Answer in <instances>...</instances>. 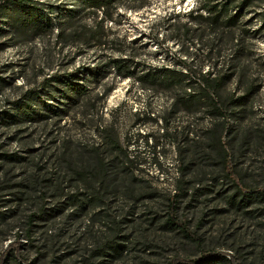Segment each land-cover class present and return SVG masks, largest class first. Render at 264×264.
Instances as JSON below:
<instances>
[{
  "label": "rangeland",
  "instance_id": "obj_1",
  "mask_svg": "<svg viewBox=\"0 0 264 264\" xmlns=\"http://www.w3.org/2000/svg\"><path fill=\"white\" fill-rule=\"evenodd\" d=\"M202 1L127 0L108 14H81L77 37L61 36L59 29L15 45L0 37V78L6 79L0 91V154L21 156L6 163V168H14L15 179L0 188V215L5 216L0 218V255L12 256L17 247L14 240L19 238L25 244L19 247L20 253L28 264H172L176 259L199 262L210 253H215L214 260L204 264H264V202L232 204L237 187L264 192V32L245 37L244 62L251 65L249 78L260 90L233 122L242 132L241 141L230 150L237 167V187L216 159L194 147L193 140L199 137L196 131L210 121L175 111L166 126L161 121L144 124L141 114L164 115L171 97L164 91L143 88L132 78H121L113 63L134 58L146 65L169 64L172 54L184 55V43L192 46V56L200 48L196 59L190 60L192 65L218 71L223 65L220 60L226 58L224 71L234 70L230 46L208 53V33L194 47L204 26L192 22L187 14ZM252 16L255 14L249 13L246 22ZM261 23L254 19L248 28L253 32ZM56 72L73 73L71 78L90 89L94 105L89 103V95L71 102L69 89L53 82L31 103L34 112L44 117L12 122L9 116L18 114L14 103ZM105 89L111 92L103 100L99 97ZM227 91L243 93L237 78L229 82ZM58 107L65 112L61 116L51 112ZM113 122L122 142L128 134L132 144L139 133L161 138L166 127L179 130L189 123L193 132L179 141L162 139L166 144L163 169L155 164L153 152L143 140L135 142L130 149H138L145 160L139 167L142 171H135L144 180L142 190L135 187L133 193L122 187L105 195L104 213L97 216L101 207H91L89 188L76 177L59 182L55 157L65 145L71 152L100 143L101 124ZM38 159L43 162L39 164ZM36 163L44 170L35 169ZM30 175L39 182L29 185L33 188L22 186L19 182ZM49 178L53 181L46 180ZM76 193L81 200L74 205L62 198V194ZM178 194L176 218L185 223V232L168 225L170 198ZM41 208L44 217L31 221L29 215Z\"/></svg>",
  "mask_w": 264,
  "mask_h": 264
},
{
  "label": "trees",
  "instance_id": "obj_2",
  "mask_svg": "<svg viewBox=\"0 0 264 264\" xmlns=\"http://www.w3.org/2000/svg\"><path fill=\"white\" fill-rule=\"evenodd\" d=\"M63 1L65 2L58 4L51 2V0H0V37L8 38L13 45L54 33L57 29L60 30L61 36L67 33L69 36L77 37L76 33L82 25L77 26L76 24L78 20L79 23H83L79 19L81 14L87 12L90 14H97V12L108 14L111 9L118 7L127 0ZM70 4L72 7H70ZM259 7L264 8V0H203L193 12L187 14L192 22L204 26L202 32L197 35L198 42L194 47L203 41L202 38L205 33L209 34V41L211 42V45L207 47L209 49L208 53L221 52L222 49L230 46L233 51L232 54H234L230 58L236 63L232 71H224V63L228 60L226 58L220 60L223 61L221 66L223 70H205L202 66L192 65L190 60L194 61L196 59V52L200 48L197 47L195 55L192 56V46H187L184 43L181 44V47L184 48V55L172 54L173 60L169 64L146 65L134 58H119L113 61L118 76L121 78H132L143 88L164 91L171 97L169 111L164 115L158 114L156 116L150 112L142 113L141 121L144 124L161 121L166 126L175 111L194 116L200 115L203 119L210 121L208 126L198 128L196 131V135L199 137L197 141L193 140L194 147L202 148L216 159L221 170L230 176L231 181L235 182V187H237L236 181L238 179L237 167L232 160L230 150L237 146L238 141H241L242 138L238 136L242 132L239 128H235L233 122L235 116L241 112V108H246L260 90V86L256 81L249 78L251 65L244 62L247 54L244 52L245 37L257 36L264 32V10L259 11ZM249 13H254L255 16H252L251 20L246 22ZM254 19H258L262 23L259 29L251 32L248 27ZM54 20L56 22H53ZM101 29H103V26H101ZM72 76L73 73L62 74L56 72L44 78L39 87L29 89L20 98V101L14 103L18 114L14 117L9 116L11 121L22 124L44 117L45 115L34 112L31 103L39 99L40 91L47 90L53 82L69 89L73 95L69 98L71 102H77V97L89 95V103H91L90 89L88 91L86 86L71 78ZM235 78L242 85L243 93L237 94L236 91H227V85ZM5 83L6 79L0 78V91L4 88ZM110 92L111 89H105L103 95L99 98L104 100ZM91 105L93 106L94 103L92 102ZM61 109L59 107L54 108L51 112L56 116H61L65 113ZM192 132V126L188 123L179 130L170 131L166 127L161 138L160 136L155 137L153 133H139L135 142L143 140L152 150L155 164L159 169H163L161 157L166 144L162 139L170 137L173 139L172 141H179L181 136H189ZM98 137L101 140L100 143H92L89 144V147L80 148L76 151L69 152L68 146L65 145L59 155L55 157L59 182L63 180L70 182L73 177H76L86 188H89L91 193L87 194V197L90 196V205L94 209L102 206L105 195L108 197L122 187L135 193L134 188L142 190V184L144 183V180L139 178L135 171L136 169L142 171V168L139 167L145 160H143L142 152H139L138 149H130L135 142L132 144L128 134L123 137L126 142H122V136L116 131L113 122L110 125L101 124ZM177 147L178 152L181 154V147ZM20 158L21 156L15 153L0 154V161L3 163L0 165V171L3 174V177H0V188L10 184L9 182L15 179L14 168H6L8 167L6 163L14 162ZM180 160L181 158L178 161L180 162ZM38 161L41 164L43 159H38ZM182 163L180 167L184 165V161ZM39 164H35V169H38V171L44 170L43 166L41 167ZM46 180L53 181L52 178ZM37 182H39V178L30 175L22 178L19 183H22V186L31 187L29 185L34 186ZM245 188L237 187L234 199H232L233 205L247 206L255 203V201L264 202V192L248 189L249 187ZM153 189L156 190L157 188ZM113 190L114 192H110ZM62 195V198L67 197L66 200L71 202L72 205L81 200L77 193ZM178 196L179 194L170 198L168 225L174 229L180 228L185 232L188 231L185 223L178 221L176 218ZM82 208L85 209V204H82ZM54 210L59 211L60 209ZM44 213L45 209L41 208L40 212H34L29 217L33 221V218L44 217ZM103 213L101 207L95 215L100 216ZM0 218L5 219L4 214H1ZM27 237L29 236L27 235ZM4 238L7 239L8 234H5ZM14 243L17 246L14 253H12V256L7 257L5 253L1 254L0 264H28L19 250V247L25 244L19 238H16ZM109 247L114 249V246ZM214 255L215 253H210L199 262L176 259L172 264H204L209 260H214Z\"/></svg>",
  "mask_w": 264,
  "mask_h": 264
}]
</instances>
